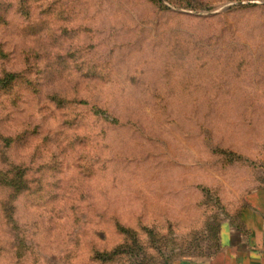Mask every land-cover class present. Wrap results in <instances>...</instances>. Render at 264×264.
Listing matches in <instances>:
<instances>
[{"label":"rangeland","instance_id":"1","mask_svg":"<svg viewBox=\"0 0 264 264\" xmlns=\"http://www.w3.org/2000/svg\"><path fill=\"white\" fill-rule=\"evenodd\" d=\"M263 184L264 0H0V264L200 259Z\"/></svg>","mask_w":264,"mask_h":264},{"label":"crops","instance_id":"2","mask_svg":"<svg viewBox=\"0 0 264 264\" xmlns=\"http://www.w3.org/2000/svg\"><path fill=\"white\" fill-rule=\"evenodd\" d=\"M163 264H264V184L244 196L233 221L219 230L209 255Z\"/></svg>","mask_w":264,"mask_h":264},{"label":"trees","instance_id":"3","mask_svg":"<svg viewBox=\"0 0 264 264\" xmlns=\"http://www.w3.org/2000/svg\"><path fill=\"white\" fill-rule=\"evenodd\" d=\"M217 233H218V230H217V232L215 231L214 235L216 234L215 236H218ZM214 239H215L214 241L217 242V237H214ZM126 253L129 254L128 249H126ZM139 263H140V262H139Z\"/></svg>","mask_w":264,"mask_h":264}]
</instances>
